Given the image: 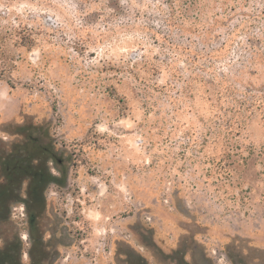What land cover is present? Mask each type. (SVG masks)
I'll return each mask as SVG.
<instances>
[{"label": "rangeland", "instance_id": "rangeland-1", "mask_svg": "<svg viewBox=\"0 0 264 264\" xmlns=\"http://www.w3.org/2000/svg\"><path fill=\"white\" fill-rule=\"evenodd\" d=\"M228 2L178 27L165 0H0V31L37 40L6 39L0 147L42 139L65 180L44 192L45 264H264V0ZM26 187L0 219V264H31Z\"/></svg>", "mask_w": 264, "mask_h": 264}, {"label": "trees", "instance_id": "trees-1", "mask_svg": "<svg viewBox=\"0 0 264 264\" xmlns=\"http://www.w3.org/2000/svg\"><path fill=\"white\" fill-rule=\"evenodd\" d=\"M210 0H165L166 7L168 9V22L172 26L183 27L181 19L187 18V12L193 8L198 12L201 11V5H207ZM229 0H222V3L229 5ZM237 4H233L228 7H224L226 12L231 10L236 11L239 3L250 4L253 0H233ZM161 10H165L160 7ZM209 8V7H207ZM225 12V13H226ZM260 17H264V9L260 11ZM219 21V20H218ZM254 24V23H252ZM5 34V35H4ZM16 37V38H15ZM13 38L15 47H25L28 50H32L37 40L34 37V32L25 23H11L9 31L3 33L0 31V79L11 83V78L14 71L17 68L16 55L6 46V39ZM260 40L259 37L248 39L250 45L255 46ZM253 57L252 61L263 60L262 54ZM225 74L220 73V77ZM218 75L211 74L209 78H206V83L214 84L212 80H215ZM215 85V84H214ZM217 86V84H216ZM236 88V87H234ZM256 103H252L248 109L254 110ZM263 106V107H262ZM259 105L258 108L264 110V105ZM31 128L33 125L24 124L19 126V130H26L25 128ZM36 128V127H34ZM38 128V127H37ZM42 139L38 137H32L30 133L26 136V139L22 143H15L9 147L6 143L0 147V175L4 178L0 182V219L8 220L10 216V207L12 203L21 200L20 189L23 183L27 181L26 194L27 197L24 200L27 204L30 217H34L35 229L32 228L33 246L30 251L31 264H45L47 258V251L43 245V234L38 227L39 219L43 212L45 205L44 192L47 190L51 183H58L65 185V180L62 177H58L52 173L48 164L49 159L59 158V154L56 153L53 147L49 143H41ZM77 174V172H75ZM64 180V181H63ZM6 250H9L8 248ZM42 250V253H38ZM2 261L6 264H11L13 259L7 258V251H3ZM11 254V253H10ZM20 264L19 260H13V264ZM134 264H146L142 259H138Z\"/></svg>", "mask_w": 264, "mask_h": 264}]
</instances>
